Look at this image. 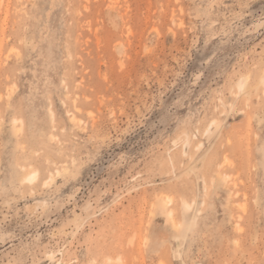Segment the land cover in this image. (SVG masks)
Segmentation results:
<instances>
[{"label":"rangeland","instance_id":"374dc122","mask_svg":"<svg viewBox=\"0 0 264 264\" xmlns=\"http://www.w3.org/2000/svg\"><path fill=\"white\" fill-rule=\"evenodd\" d=\"M0 264H264V0H0Z\"/></svg>","mask_w":264,"mask_h":264},{"label":"bare ground","instance_id":"6f19581e","mask_svg":"<svg viewBox=\"0 0 264 264\" xmlns=\"http://www.w3.org/2000/svg\"><path fill=\"white\" fill-rule=\"evenodd\" d=\"M26 176V175H25ZM36 178V175H35V173H30L29 175H27V180H33V179H35Z\"/></svg>","mask_w":264,"mask_h":264}]
</instances>
